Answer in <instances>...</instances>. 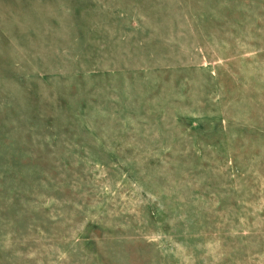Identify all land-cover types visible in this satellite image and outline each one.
<instances>
[{
	"label": "rangeland",
	"instance_id": "rangeland-1",
	"mask_svg": "<svg viewBox=\"0 0 264 264\" xmlns=\"http://www.w3.org/2000/svg\"><path fill=\"white\" fill-rule=\"evenodd\" d=\"M0 264H264V0H0Z\"/></svg>",
	"mask_w": 264,
	"mask_h": 264
}]
</instances>
